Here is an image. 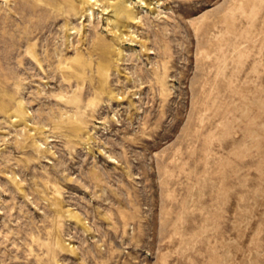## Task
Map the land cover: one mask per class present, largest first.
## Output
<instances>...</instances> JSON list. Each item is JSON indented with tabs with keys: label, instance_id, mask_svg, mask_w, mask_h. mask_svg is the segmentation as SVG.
I'll use <instances>...</instances> for the list:
<instances>
[{
	"label": "rangeland",
	"instance_id": "374dc122",
	"mask_svg": "<svg viewBox=\"0 0 264 264\" xmlns=\"http://www.w3.org/2000/svg\"><path fill=\"white\" fill-rule=\"evenodd\" d=\"M0 264H264V0H0Z\"/></svg>",
	"mask_w": 264,
	"mask_h": 264
}]
</instances>
